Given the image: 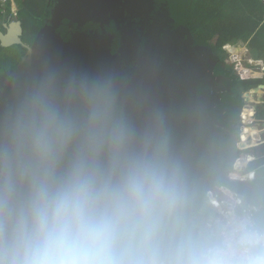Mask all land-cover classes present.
<instances>
[{"label": "clouds", "instance_id": "1", "mask_svg": "<svg viewBox=\"0 0 264 264\" xmlns=\"http://www.w3.org/2000/svg\"><path fill=\"white\" fill-rule=\"evenodd\" d=\"M0 264H264V197L194 205L105 94L45 77L0 112Z\"/></svg>", "mask_w": 264, "mask_h": 264}, {"label": "water", "instance_id": "2", "mask_svg": "<svg viewBox=\"0 0 264 264\" xmlns=\"http://www.w3.org/2000/svg\"><path fill=\"white\" fill-rule=\"evenodd\" d=\"M188 6L189 0H50L32 43L23 39L21 20L3 23L2 45L26 51L0 75V112L45 77L85 85L109 98L117 118L161 152L190 193L203 190L226 160L233 166L238 139L229 133L234 110L218 57L190 30Z\"/></svg>", "mask_w": 264, "mask_h": 264}, {"label": "trees", "instance_id": "3", "mask_svg": "<svg viewBox=\"0 0 264 264\" xmlns=\"http://www.w3.org/2000/svg\"><path fill=\"white\" fill-rule=\"evenodd\" d=\"M16 2L18 6L16 20L22 22L23 39L32 43L45 21L50 0H16ZM10 5L9 2L3 6L8 10L7 17L9 18L14 15ZM186 19L192 33L200 39L212 55L218 57L217 66L225 86L224 92L227 95L229 105L234 110L235 119L233 118L229 133L234 134V138L239 139L240 115L245 106L243 94L258 85L264 84L262 82L264 78L240 79L232 64L227 61L223 46L244 40L249 45L251 56H255L259 52L258 50L264 46V3L261 0H189ZM232 49L242 50L241 46ZM13 50H17V54H14L15 51L12 52ZM25 51L26 49L21 44L4 46L0 41V60L5 56H15L11 64L0 70V75L13 67ZM261 89L263 88L258 90L261 91ZM256 115L259 118H264V104L258 108ZM257 137L258 134H255V138ZM241 152L236 148V157L240 156ZM247 152L254 155L255 158L245 167L244 173L254 171L253 178L229 179L228 173L233 168V161L228 162L226 160V163L221 165L223 169L220 168V171L214 173L213 180L209 181L203 190L190 193L191 188L185 185L193 204L209 206L206 203V192L215 183L228 186L230 189L241 193L246 199L264 197V144L252 147Z\"/></svg>", "mask_w": 264, "mask_h": 264}, {"label": "built area", "instance_id": "4", "mask_svg": "<svg viewBox=\"0 0 264 264\" xmlns=\"http://www.w3.org/2000/svg\"><path fill=\"white\" fill-rule=\"evenodd\" d=\"M11 1L13 0H0V6H4ZM261 1L264 3V0ZM234 45L235 44H225L223 49L227 56V61L232 64L233 69L239 78L242 80H248L264 76V60L247 58L243 52L233 50L232 48H234ZM248 100L249 99L245 100V106ZM252 105V111L250 112V115L246 121L244 118V112L242 111L241 113L239 139L236 143V146L238 150L242 152L240 156L236 158L233 169L228 173V177L231 180H245L254 177V171L244 173L245 167H241V162L245 160L243 164L248 165L249 162H251L255 157L254 155L245 151L252 147L264 144V118H259L256 116L254 102ZM255 134H258L257 138H255ZM240 198L245 197L241 193L230 189L226 185L213 186L206 192V203L209 206H222L225 202Z\"/></svg>", "mask_w": 264, "mask_h": 264}, {"label": "rangeland", "instance_id": "5", "mask_svg": "<svg viewBox=\"0 0 264 264\" xmlns=\"http://www.w3.org/2000/svg\"><path fill=\"white\" fill-rule=\"evenodd\" d=\"M16 2V1H15ZM12 4H14L13 3V1H11V6H12ZM0 9L1 10H3L4 9V7L3 6H0ZM12 10L11 11H13V14L14 13H17L18 12V6L16 5V7L15 8H11ZM4 15H1V17H0V19L2 20V17H3ZM20 16H22L21 15V13H20ZM17 15L16 14H14L11 18H12V20L11 21H13V20H16L17 18ZM238 46H240V44H238ZM15 51V53L14 54H17V50H13L12 52H14ZM259 52L257 53V54H255V56L256 57H259V56H261V57H259V58H262V57H264V46L260 49V50H258ZM12 56V57H11ZM9 55V56H5L2 60H0V70L3 68V67H5V66H8L9 64H11V62L13 61V59H14V57L15 56H13V55ZM264 59V58H263ZM1 62H3V64H1ZM264 78V77H263ZM263 83H264V80L262 81ZM263 92H260V93H257V91L256 92H254V96H253V98H255L257 101H264V90H262ZM261 106V104H258L257 105V108H256V110H258V108ZM257 117H259L258 115H256ZM245 152H247V151H245ZM243 154V153H242ZM245 161V160H244ZM244 161H242L241 162V167H247L248 165L247 164H243V162ZM247 165V166H246Z\"/></svg>", "mask_w": 264, "mask_h": 264}, {"label": "crops", "instance_id": "6", "mask_svg": "<svg viewBox=\"0 0 264 264\" xmlns=\"http://www.w3.org/2000/svg\"><path fill=\"white\" fill-rule=\"evenodd\" d=\"M15 1H16V0H13V3H14V4H12V6L10 5V9L16 7L17 2H15ZM8 3H9V2H8ZM10 3H11V2H10ZM14 6H15V7H14ZM11 10H12V9H11ZM7 12H8V10H7L6 8H4L3 10L0 9V14H1V15H4V16L2 17V20H0V26H2L3 23H5V22H10V21L12 20V18L7 17V16H8ZM11 12H12V14H13V11H11ZM12 14H11V15H12ZM14 14H16V13H14ZM11 15H9V16H11ZM238 44H240V46H241V48H242V50H241L240 52H243V53L245 54V56H247V57H248V56H251V54H250V52H249V45H248L247 41L239 40V41H237V42L235 43L234 47H237ZM252 58H257V57L252 56ZM259 59H261V58H259ZM263 90H264V89H263ZM254 92H256V91H252V92H250V93H251L250 95L254 96ZM262 92H263V91H262ZM257 93H260V92L257 91ZM256 101H257V100H256ZM257 102H259V101H257ZM260 102H261V101H260Z\"/></svg>", "mask_w": 264, "mask_h": 264}, {"label": "bare ground", "instance_id": "7", "mask_svg": "<svg viewBox=\"0 0 264 264\" xmlns=\"http://www.w3.org/2000/svg\"><path fill=\"white\" fill-rule=\"evenodd\" d=\"M15 7V6H14ZM263 89H261V91H258V92H262ZM252 91L249 90V92L247 93V96L248 98H251L247 101L246 103V106H245V109L243 110L244 112V118H245V121L248 119L249 115H250V112L252 111V108H253V105L252 103L254 102V100L256 101L255 98H253L252 95H250ZM255 129V128H254Z\"/></svg>", "mask_w": 264, "mask_h": 264}, {"label": "flooded vegetation", "instance_id": "8", "mask_svg": "<svg viewBox=\"0 0 264 264\" xmlns=\"http://www.w3.org/2000/svg\"><path fill=\"white\" fill-rule=\"evenodd\" d=\"M1 28H5L4 25H2Z\"/></svg>", "mask_w": 264, "mask_h": 264}]
</instances>
